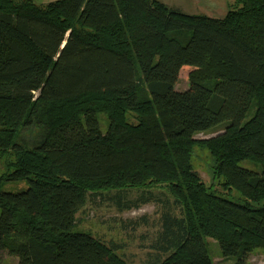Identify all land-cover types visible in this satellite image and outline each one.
I'll list each match as a JSON object with an SVG mask.
<instances>
[{
  "label": "trees",
  "instance_id": "16d2710c",
  "mask_svg": "<svg viewBox=\"0 0 264 264\" xmlns=\"http://www.w3.org/2000/svg\"><path fill=\"white\" fill-rule=\"evenodd\" d=\"M234 1L217 19L158 0H0V181L28 184L0 190V254L127 264L123 244L79 230L91 203L157 207L156 223L121 225L158 228L142 264H216L208 238L232 264L264 248V0ZM188 66L190 87L178 91ZM198 148L213 182L244 203L204 183ZM246 160L263 171L241 168Z\"/></svg>",
  "mask_w": 264,
  "mask_h": 264
},
{
  "label": "rangeland",
  "instance_id": "374dc122",
  "mask_svg": "<svg viewBox=\"0 0 264 264\" xmlns=\"http://www.w3.org/2000/svg\"><path fill=\"white\" fill-rule=\"evenodd\" d=\"M38 4H49V2H55L58 0H33ZM170 7H176L182 12L190 15H206L208 17H214L217 19L223 18L229 13L235 3L234 0H158ZM191 67H185L181 72V76L176 83V90L185 91L189 89V71ZM108 119L106 115L100 116V127H102L103 134L107 132ZM222 129H216L213 132H203L197 134L198 140L210 139L216 137L222 133ZM38 131H25L23 133L22 140L29 146H33V140L37 138ZM194 166L195 170L201 175L202 180L209 186H214V191L217 195H220L228 200L244 203L241 195L235 190L230 193L225 192L220 185L219 181H214L212 173L210 172L213 165V159L207 150L200 148L196 149L194 153ZM240 167L251 170L253 172L261 173L262 167L259 164L253 163L250 160L243 161ZM7 168L5 159L0 157V179L6 175ZM28 189L27 182H3L0 181L1 192L20 193ZM157 207L153 204L145 205L139 210H132L129 212L118 213L115 208L103 205L97 206L92 203L85 207L83 212L78 216L79 230L92 233L93 237L99 239L102 237L109 244L110 240H114L117 244L124 245V248L117 252L118 256L127 264H142L145 260L146 253L154 233L157 231V227L153 225L151 227H141L137 231H125L122 229V223L127 220H133L145 217H150V223H156L159 215L156 214ZM1 215V209H0ZM104 242V243H105ZM206 247H208L209 253L214 259L216 264H232V262L226 260L222 254V248L219 244L208 238L206 241ZM107 246V243H106ZM0 264H17L18 258L9 254L7 251H3L1 254ZM248 264H264V248H258L247 256Z\"/></svg>",
  "mask_w": 264,
  "mask_h": 264
}]
</instances>
